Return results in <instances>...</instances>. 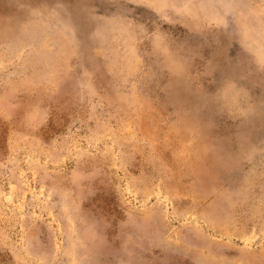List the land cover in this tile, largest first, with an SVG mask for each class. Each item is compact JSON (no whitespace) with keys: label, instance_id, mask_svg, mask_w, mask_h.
<instances>
[{"label":"rangeland","instance_id":"rangeland-1","mask_svg":"<svg viewBox=\"0 0 264 264\" xmlns=\"http://www.w3.org/2000/svg\"><path fill=\"white\" fill-rule=\"evenodd\" d=\"M0 264H264V0H0Z\"/></svg>","mask_w":264,"mask_h":264},{"label":"bare ground","instance_id":"bare-ground-1","mask_svg":"<svg viewBox=\"0 0 264 264\" xmlns=\"http://www.w3.org/2000/svg\"><path fill=\"white\" fill-rule=\"evenodd\" d=\"M198 4V3H197ZM259 128V127H258Z\"/></svg>","mask_w":264,"mask_h":264}]
</instances>
